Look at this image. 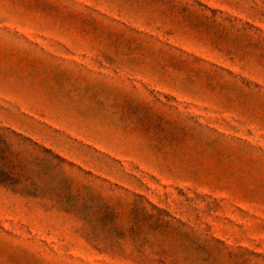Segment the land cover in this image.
I'll list each match as a JSON object with an SVG mask.
<instances>
[{
    "label": "rangeland",
    "instance_id": "374dc122",
    "mask_svg": "<svg viewBox=\"0 0 264 264\" xmlns=\"http://www.w3.org/2000/svg\"><path fill=\"white\" fill-rule=\"evenodd\" d=\"M0 264H264V0H0Z\"/></svg>",
    "mask_w": 264,
    "mask_h": 264
}]
</instances>
